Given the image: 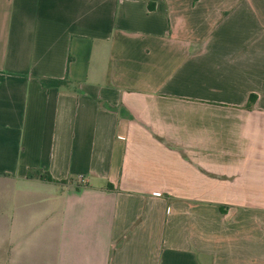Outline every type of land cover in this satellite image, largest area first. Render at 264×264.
<instances>
[{"label": "crops", "instance_id": "1", "mask_svg": "<svg viewBox=\"0 0 264 264\" xmlns=\"http://www.w3.org/2000/svg\"><path fill=\"white\" fill-rule=\"evenodd\" d=\"M0 264H264V0H0Z\"/></svg>", "mask_w": 264, "mask_h": 264}, {"label": "trees", "instance_id": "2", "mask_svg": "<svg viewBox=\"0 0 264 264\" xmlns=\"http://www.w3.org/2000/svg\"><path fill=\"white\" fill-rule=\"evenodd\" d=\"M40 83L45 87H51V86H60L66 82H68V79H55V78H40ZM253 100V95L250 96V101ZM38 175L40 177H45L47 179H51L48 175L39 174L37 170H30L28 172V176H35Z\"/></svg>", "mask_w": 264, "mask_h": 264}]
</instances>
